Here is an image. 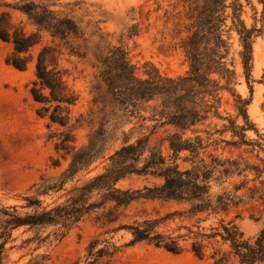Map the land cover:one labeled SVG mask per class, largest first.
I'll return each instance as SVG.
<instances>
[{
  "label": "rangeland",
  "instance_id": "1",
  "mask_svg": "<svg viewBox=\"0 0 264 264\" xmlns=\"http://www.w3.org/2000/svg\"><path fill=\"white\" fill-rule=\"evenodd\" d=\"M20 0H0V13L9 11L11 21L25 32L35 31L27 17L19 10L7 6ZM59 13L73 17L79 24L81 34L71 38L76 53L59 40L41 32V40L24 55L28 56L25 69L18 70L6 63V57L12 52V44L0 40V208L14 206L18 213L33 212L35 209L50 207L55 202L66 199L73 186H80L108 167L109 157L123 143L124 133H129L130 142L138 137L149 135L150 145L161 148L169 158L170 151L164 140L172 128L159 126L154 132L145 129L151 127V107L159 103L155 99L141 104V110L128 117L112 99L106 95V87L99 77V62L95 57V48L102 46L105 51L112 46H122L130 62L135 66L139 77H145L146 70H155L161 76L177 77L189 68L183 40L193 22V12L184 0H49ZM243 12L241 19L247 28H254L252 37V60L247 80L240 51L242 49L239 35L229 31V52L226 64L235 72V80L229 84L231 90H222V102L219 113L225 119L216 117L196 126L197 129L222 128L229 125L228 119L237 125L244 121L238 116L234 103L236 95L248 100L247 115L252 126L245 131L246 138L264 143V0H241ZM230 11V10H228ZM227 24H231L230 19ZM135 25V29L133 26ZM136 30V31H134ZM136 32V33H133ZM43 45L54 47V55L49 67L60 70L66 91L76 100L70 107V119L67 125L52 123L47 116H40L36 110L41 106L35 102L29 88L35 76L36 56ZM150 65H145V64ZM216 76V75H215ZM224 84V80L221 81ZM211 121V122H210ZM210 122V123H209ZM70 125H73L70 127ZM134 127L133 130L131 128ZM70 128H72L70 130ZM62 133H68L69 139L62 146ZM100 133V134H99ZM95 135V147L102 148V154L89 166L79 170L67 180L63 188L40 196L41 207H25V195H34L35 183L41 178L53 181L64 171L71 155L88 144L91 135ZM205 136L204 133H202ZM185 136H194L187 131ZM215 137L232 139L231 131L216 133ZM233 139H237L234 137ZM59 146V148L56 147ZM69 146V147H68ZM209 147L208 151L220 157L236 158L242 156L249 164L264 168V149L258 146L242 145L240 148L225 146ZM68 147V148H67ZM224 147V148H223ZM182 153L175 163L181 169L191 166V162ZM209 160V157H207ZM171 160H169L170 162ZM264 170L258 176L253 170H246L240 175H233L220 185L214 184L213 192L233 191V186L246 182L240 192H246L244 201L232 208L224 216L226 220L234 219L243 231L244 237L253 239L264 226V202L259 198L248 197V187L262 186ZM160 177L150 174H131L120 180L119 188L138 189L143 186L160 184ZM101 192H93L90 201H99ZM111 204H107L106 209ZM186 204L158 199H138L129 205L117 208L115 221L105 222L101 214L103 207L96 208L83 216L68 232L60 238L53 234V227H19L12 232L13 241L7 244L8 258L5 264H23L37 253H46V264H83L84 249L90 239L99 236H113L117 243L128 242L129 231L118 228L119 225L140 221L144 218H157L167 212L184 209ZM216 221L211 217L201 222L208 227ZM196 220L174 217L160 224L161 230L175 231L179 225L190 226ZM196 230V227H191ZM180 229L174 233H183ZM48 236L46 239L42 240ZM190 240L183 241L184 249L177 254L157 248L145 242L125 247L110 264H214L215 248L226 250L225 245L212 242L202 256H197L190 249ZM228 264H236L231 258Z\"/></svg>",
  "mask_w": 264,
  "mask_h": 264
},
{
  "label": "trees",
  "instance_id": "2",
  "mask_svg": "<svg viewBox=\"0 0 264 264\" xmlns=\"http://www.w3.org/2000/svg\"><path fill=\"white\" fill-rule=\"evenodd\" d=\"M184 2L189 5L194 17L183 40L189 64L185 74L167 77L161 76L155 70H146V76L142 78L137 75L135 66L122 46H112L106 51L102 46L95 48L99 77L106 87V95L125 111V115L134 116L140 112L141 104L159 100L157 105L151 107L150 120L154 124L144 127L152 130V133L159 126L172 128L164 139L170 151L169 158L163 154L161 148L150 145L149 135L130 142L129 133H124L123 143L110 155V163L105 171L80 186H73L68 191L69 196L62 202L23 214L18 213L14 206L0 208V264H5L8 249L13 247H7V244L14 240L12 232L19 227H53L49 234L60 238L85 214L96 208L103 207L105 212L101 217H105V222H113L117 208L125 207L141 198L174 201L186 204V207L167 212L161 217L144 218L119 225V229H125L131 235L130 240L125 243H117L113 236H101L109 231L93 237L84 249L83 264H110L125 247L139 242L177 254L184 249L183 241L188 239H191L190 249L197 256H202L212 242L225 245L226 250L214 249L212 256H217L214 264H228L231 258L236 264H264V226L253 239H249L244 237L234 219L226 220L224 217L229 210L243 203L247 195L240 191L244 189L246 182L234 185L232 192L225 189L221 192L212 191L214 184L220 185L235 174L253 170L260 176L264 168L249 164L241 155L236 158H222L208 151L209 147L217 148L221 143L238 148L247 145L264 149V143L246 138L245 131L252 126L246 109L249 101L236 95L234 105L238 116L244 121L243 125H237L235 120L228 119L229 125L223 124L222 128L213 131L196 128L213 117L225 119L218 111L222 102L221 91H230L229 84L235 80V72L226 64L229 43L225 35L232 30L239 35L242 46L240 55L248 80L255 29L247 28L241 19V0ZM6 5L23 13L35 27L34 32L27 33L13 24L9 11L0 13V40L12 44V52L5 59L7 64L18 70L25 69L29 58L24 54L40 42L41 32L47 33L52 41L59 40L71 53L82 56L75 50L71 40L81 34L79 24L73 17L55 10L53 2L20 0ZM228 19L231 22L229 25ZM133 28L135 29V25ZM54 51L51 45L40 48L35 62L36 78L31 82L29 91L33 100L41 104L36 110L38 115L47 116L50 122L65 126L70 119V107L76 98L66 91L60 70L49 67ZM222 80L224 84H221ZM133 129L134 127L131 128ZM228 130L231 131L232 139L214 136ZM187 131L194 133V136H185ZM67 134H61L62 149H66L64 143L69 140ZM94 136L91 135L88 144L71 155L68 167L55 180L41 178V182L34 184V195H25L23 198L26 201L25 207H41L40 196L62 189L67 180L102 154L103 149L95 147ZM234 137L237 139H233ZM56 147L59 148L58 145ZM184 152L188 153L184 158L191 162V166L181 169L175 162ZM131 174L154 175L160 177L162 182L138 189L116 186L120 180ZM248 190L250 199L257 197L264 202V185H253ZM95 191L101 192V197L99 201L92 202L89 196ZM107 204L111 205L106 209ZM174 217L195 218L196 223L190 226L179 225L175 231L186 229L183 233L161 230L160 224ZM211 217L216 218L214 223H210L208 227L201 226V222ZM193 226L196 230L191 228ZM47 259L46 253H37L23 264H46Z\"/></svg>",
  "mask_w": 264,
  "mask_h": 264
}]
</instances>
